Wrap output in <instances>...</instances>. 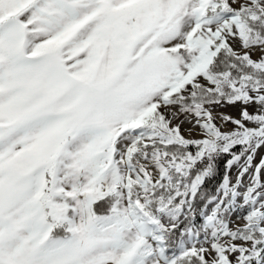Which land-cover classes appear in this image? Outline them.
<instances>
[{
	"label": "snow or ice",
	"instance_id": "1",
	"mask_svg": "<svg viewBox=\"0 0 264 264\" xmlns=\"http://www.w3.org/2000/svg\"><path fill=\"white\" fill-rule=\"evenodd\" d=\"M262 148L264 0H0V264H264Z\"/></svg>",
	"mask_w": 264,
	"mask_h": 264
},
{
	"label": "rangeland",
	"instance_id": "2",
	"mask_svg": "<svg viewBox=\"0 0 264 264\" xmlns=\"http://www.w3.org/2000/svg\"><path fill=\"white\" fill-rule=\"evenodd\" d=\"M240 107H241V105H239V104H237L235 106L225 105L223 108L216 109V111L223 112V113H226V114H229V115H232V116H236L238 114V111H239ZM255 107H256L255 105H250L248 107V110L250 112H255ZM232 127L233 126L229 124V125L225 126L224 130H230V129H232ZM185 135H187V133H185ZM193 138H199V136L194 133L193 134ZM260 155H264V148H262L261 150L258 151V155L255 158L254 162H256V163L259 162ZM235 174H236V169L233 168L231 173H230V175H231V177L233 179V182H234Z\"/></svg>",
	"mask_w": 264,
	"mask_h": 264
},
{
	"label": "trees",
	"instance_id": "3",
	"mask_svg": "<svg viewBox=\"0 0 264 264\" xmlns=\"http://www.w3.org/2000/svg\"><path fill=\"white\" fill-rule=\"evenodd\" d=\"M238 150V146H237ZM229 157L225 154L219 157L216 161L217 163V173L215 177L212 180H209L205 184V188H212L214 190V187L222 180L223 173H224V165Z\"/></svg>",
	"mask_w": 264,
	"mask_h": 264
},
{
	"label": "bare ground",
	"instance_id": "4",
	"mask_svg": "<svg viewBox=\"0 0 264 264\" xmlns=\"http://www.w3.org/2000/svg\"><path fill=\"white\" fill-rule=\"evenodd\" d=\"M217 123L219 124V121H217Z\"/></svg>",
	"mask_w": 264,
	"mask_h": 264
}]
</instances>
